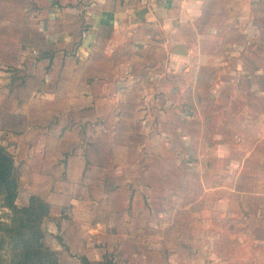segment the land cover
Returning a JSON list of instances; mask_svg holds the SVG:
<instances>
[{"label":"rangeland","instance_id":"1","mask_svg":"<svg viewBox=\"0 0 264 264\" xmlns=\"http://www.w3.org/2000/svg\"><path fill=\"white\" fill-rule=\"evenodd\" d=\"M58 2L29 0L27 4H20L12 1L10 14L15 21L26 19L27 23L40 20L41 16L50 20ZM78 3H70L72 8L63 6L61 13L69 10L74 16L97 14L96 9L82 8ZM235 10L223 16L234 25L226 34L228 37L221 41L218 50L221 69L214 70L211 82L205 84L200 80V85L195 84L189 71L181 67L174 73L171 69L172 77L165 87L168 88L165 89L166 101L144 104V110L148 107L154 117L141 119V128L136 134L126 132L131 128L119 133L113 129L115 119H108L104 124L106 134L50 136L42 132L45 130L42 127H47L46 122L51 121L47 118L37 120L40 129L30 133L27 141L12 135L10 146L5 147L14 156L17 206L26 204L34 192L56 198L62 190L69 192L74 186L78 190L94 186L97 195L113 193L116 202L126 203L129 209L142 210L139 217L131 213L135 225L132 246L129 232L124 235L122 246L117 245L114 233L105 234L110 246L96 250L101 260L94 264H242L234 262L233 256L225 252L227 247L241 246L242 239L248 237L247 227L254 228L252 222L256 223L252 237L258 233L264 235V230L258 231L259 223L264 224V198L257 195L264 193V39L260 37L264 34V0H251V8L240 6ZM220 24L224 26L223 21ZM224 30L222 27L221 33ZM34 47L27 45L26 52L34 51ZM25 57L31 60L28 65H32L31 56ZM218 74L221 75L216 82ZM11 104L17 108L16 100ZM196 113L202 116L198 120ZM167 129L168 134H163ZM217 130L221 134L216 135ZM84 140L98 146L96 153L90 154L95 165L92 168H97L98 163H106V166L95 170L96 177L84 171V175L90 176L88 179L80 178L83 172L76 168L69 177L75 182H59L57 178L67 174L63 167L67 159L76 155V164L79 158L83 160ZM43 146L49 149L42 152ZM121 171L124 181L120 185L116 176ZM102 176L105 180H100ZM135 176L141 177L139 183ZM65 178L68 180L67 176ZM101 181L105 183L104 191ZM109 201L104 197L99 202V215L105 212L104 202L106 206L113 203ZM146 207L153 208L154 214L146 215ZM63 208L62 216L68 217L67 206ZM167 212L174 219L170 226L162 219ZM76 214L78 219L84 218L87 225L94 220V210L90 207L82 205ZM50 218L42 223L43 238ZM11 219L12 211L0 204V224L9 225ZM104 223L112 231L114 221ZM166 224L168 227L164 230ZM227 225H231L232 230ZM234 233L237 242L232 243L234 236L230 234ZM11 255L9 243L2 247L0 257L8 262ZM83 261L82 258L81 264ZM65 264L71 262L66 260Z\"/></svg>","mask_w":264,"mask_h":264},{"label":"crops","instance_id":"2","mask_svg":"<svg viewBox=\"0 0 264 264\" xmlns=\"http://www.w3.org/2000/svg\"><path fill=\"white\" fill-rule=\"evenodd\" d=\"M12 1L27 4L29 0H0V146L4 147L10 146L12 135L27 141L30 133L40 129L37 120L47 118L51 121L46 122L47 127H42L45 128L42 132L50 136L106 134L104 124L108 119H115L116 124L111 129L123 133L124 128H131L126 132L136 134L141 128V119L154 117L148 107L144 110V104L166 101L165 89L168 88L165 87L169 86L171 69L174 73L181 67L189 71L195 84L211 82L214 70L221 69L218 59L221 41L228 37L226 34L234 25L223 16L240 6L251 8V0H59L62 6L54 4L56 8L50 20L41 16L40 20L27 23L26 19H12L9 6ZM70 3H78L82 8L92 7L98 12L76 16L69 10L61 13L63 6L72 8ZM222 27L224 33H221ZM260 37L264 39V34ZM27 45H35L34 51L26 52ZM26 55L31 56L32 65H28L31 60H27ZM12 71L18 74L12 75ZM12 100L17 101V108L12 107ZM196 114L197 120L202 117ZM231 115L234 118V114ZM168 129L162 133L168 134ZM217 134L221 131L217 130ZM219 139L220 136L218 144L221 143ZM83 142L86 146L81 154L83 160L79 158L76 164V155L67 159L63 163L67 174L59 176V182H75L69 177L76 168L83 172L80 178L88 179L90 176L84 175V171L96 177L95 170L106 166V163H98L97 168H92L95 165L90 154L96 153L97 145L92 146L89 140ZM46 148L49 146H43L42 152ZM117 178L121 185L124 181L122 171ZM140 178L135 176L136 183ZM100 180H105L104 176ZM101 184L103 189L105 183L101 181ZM95 190L94 186L86 190L74 186L69 192L62 190L56 198L34 192L24 204H29L32 195L49 203L44 221L51 218L45 224L42 241L56 253V264H65L66 260L81 264L82 258L92 264L100 261L96 250L110 246L105 234L114 233L118 246L123 245L127 232L132 238L135 230L132 214L139 217L142 210L129 209L126 203L116 202L113 193L97 195ZM257 195L264 198V193ZM104 197L113 203L101 204L106 209L99 215V202ZM82 205L94 210V220L89 225L84 218L76 216ZM64 206H67L68 217L62 216ZM145 213L154 214V209L146 207ZM162 216L169 226L174 222L170 212ZM110 219L114 221L112 231L104 223ZM82 224L83 229L80 228ZM252 225L253 229L247 227L248 237L242 239L241 246L236 249L228 246L225 250L233 256L234 262L264 264V235L258 233L252 237L256 223ZM263 226L259 223V232L264 230ZM166 227L168 224L163 229ZM227 228L232 230L231 225ZM231 235L234 238L230 241L237 242V234ZM132 242L133 239L131 246Z\"/></svg>","mask_w":264,"mask_h":264},{"label":"trees","instance_id":"3","mask_svg":"<svg viewBox=\"0 0 264 264\" xmlns=\"http://www.w3.org/2000/svg\"><path fill=\"white\" fill-rule=\"evenodd\" d=\"M17 193L13 155L0 146V204L12 211V223L0 224V251L10 243L12 257L8 262L0 257V264H56V253L42 241V223L48 216L49 203L32 195L29 204L19 207L15 204ZM83 260V264H92Z\"/></svg>","mask_w":264,"mask_h":264}]
</instances>
